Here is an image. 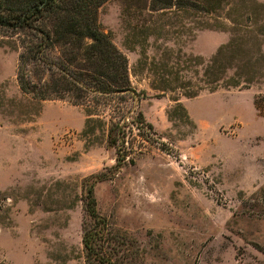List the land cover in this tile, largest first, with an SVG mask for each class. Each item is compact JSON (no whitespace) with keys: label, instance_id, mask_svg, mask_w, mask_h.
Segmentation results:
<instances>
[{"label":"rangeland","instance_id":"374dc122","mask_svg":"<svg viewBox=\"0 0 264 264\" xmlns=\"http://www.w3.org/2000/svg\"><path fill=\"white\" fill-rule=\"evenodd\" d=\"M171 1L109 0L97 13L146 95L124 104L155 133L134 164L117 162L105 128L83 138L84 107L19 90L21 50L0 29V264H84L91 177L124 244L118 264H264V0ZM231 41L215 88L206 70Z\"/></svg>","mask_w":264,"mask_h":264},{"label":"trees","instance_id":"16d2710c","mask_svg":"<svg viewBox=\"0 0 264 264\" xmlns=\"http://www.w3.org/2000/svg\"><path fill=\"white\" fill-rule=\"evenodd\" d=\"M107 1L0 0V29L16 37L21 50L16 74L19 90L39 101L64 100L84 107L87 119L83 138L94 137L105 128L107 144L115 149L117 162L134 164V156L141 154L155 133L140 112L127 121V99L134 101L136 97L137 103L146 95L132 89L126 57L101 30L97 13ZM151 1L156 7L153 11L173 6L171 0ZM232 47L234 41L220 48L206 75L226 74L230 67L225 60L233 62L234 51L239 48ZM219 79L214 76L215 88ZM237 85L230 80L225 87ZM263 106L264 95L255 98V109L262 112ZM93 178L85 193L86 219L81 235L84 264H118L123 254L119 246L124 244L118 242L121 236L107 218L97 212L93 186L101 177Z\"/></svg>","mask_w":264,"mask_h":264}]
</instances>
